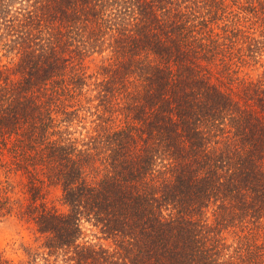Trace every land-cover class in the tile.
<instances>
[{"label": "trees", "instance_id": "16d2710c", "mask_svg": "<svg viewBox=\"0 0 264 264\" xmlns=\"http://www.w3.org/2000/svg\"><path fill=\"white\" fill-rule=\"evenodd\" d=\"M0 264H264V0H0Z\"/></svg>", "mask_w": 264, "mask_h": 264}, {"label": "rangeland", "instance_id": "374dc122", "mask_svg": "<svg viewBox=\"0 0 264 264\" xmlns=\"http://www.w3.org/2000/svg\"><path fill=\"white\" fill-rule=\"evenodd\" d=\"M22 235H24V231L14 219L0 220V250L2 252L11 255Z\"/></svg>", "mask_w": 264, "mask_h": 264}]
</instances>
